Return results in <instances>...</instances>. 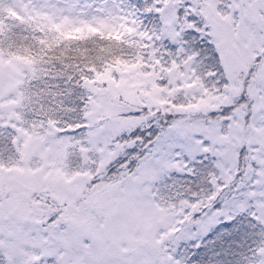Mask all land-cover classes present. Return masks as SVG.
Segmentation results:
<instances>
[{"label": "snow or ice", "instance_id": "obj_1", "mask_svg": "<svg viewBox=\"0 0 264 264\" xmlns=\"http://www.w3.org/2000/svg\"><path fill=\"white\" fill-rule=\"evenodd\" d=\"M0 264H264V0H0Z\"/></svg>", "mask_w": 264, "mask_h": 264}]
</instances>
